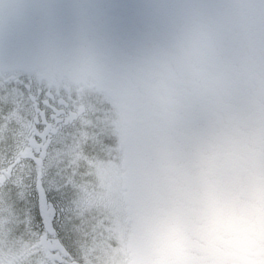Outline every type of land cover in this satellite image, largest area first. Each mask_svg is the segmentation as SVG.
Instances as JSON below:
<instances>
[{
    "label": "rangeland",
    "instance_id": "1",
    "mask_svg": "<svg viewBox=\"0 0 264 264\" xmlns=\"http://www.w3.org/2000/svg\"><path fill=\"white\" fill-rule=\"evenodd\" d=\"M225 2L0 0V160L20 151L23 119L33 105L28 99L47 100L39 95L44 87V94L55 90L78 111L79 120L54 139L43 188L62 215L64 238L89 264H174L169 249L200 235L195 230L164 242L173 239L167 228H181L186 219L183 203L170 196L193 199L201 212L199 186L210 185L203 169L188 170L201 162L214 184L232 185L240 197L224 226L264 232L258 210L264 206V97L229 82L235 46L220 16ZM194 14L215 42L220 109L209 106V90L193 83L179 54ZM209 108L214 116L204 123ZM171 177L181 186L167 184ZM146 198L156 199L157 213ZM4 199L1 219L16 220L24 207L31 222L38 216L33 186H13ZM168 201V208L161 205ZM246 209L252 217L243 216ZM180 210L184 217L176 214L177 221L159 216Z\"/></svg>",
    "mask_w": 264,
    "mask_h": 264
},
{
    "label": "flooded vegetation",
    "instance_id": "2",
    "mask_svg": "<svg viewBox=\"0 0 264 264\" xmlns=\"http://www.w3.org/2000/svg\"><path fill=\"white\" fill-rule=\"evenodd\" d=\"M37 82L43 83L45 79ZM45 89L39 95L47 100L28 99L33 105L26 115L28 118L23 119V145L17 158L0 160V213L5 206L4 193L13 186L25 189L33 186L38 201L34 222L26 207L20 208V216L14 215L16 220L11 219L12 222L0 217V264H89L64 238L68 236L63 233L62 215L43 188L47 175L44 167L54 139L80 117L71 105L58 100L60 93L53 90L44 94ZM42 195L46 197L45 212L41 208Z\"/></svg>",
    "mask_w": 264,
    "mask_h": 264
},
{
    "label": "clouds",
    "instance_id": "3",
    "mask_svg": "<svg viewBox=\"0 0 264 264\" xmlns=\"http://www.w3.org/2000/svg\"><path fill=\"white\" fill-rule=\"evenodd\" d=\"M220 16L235 46L227 69L229 82L253 98L264 97V0H226ZM179 54L194 84L211 90L222 83L215 67V42L195 14L184 32ZM253 239L250 245L241 235L227 247L211 236L188 239L174 244L167 258L174 264H264V232L259 226Z\"/></svg>",
    "mask_w": 264,
    "mask_h": 264
},
{
    "label": "trees",
    "instance_id": "4",
    "mask_svg": "<svg viewBox=\"0 0 264 264\" xmlns=\"http://www.w3.org/2000/svg\"><path fill=\"white\" fill-rule=\"evenodd\" d=\"M218 91L216 90V87L207 91L209 94H211V104H213V105H211L208 102L207 103L209 104V106H211L213 108L216 107V105L218 103V101L215 99ZM220 91H221V89H220ZM197 94L202 95L201 93H197ZM217 107H218V109H220L218 105H217ZM213 108H211V109L209 108L210 110H212V112H210V114H211L210 116L208 115V112H205L204 119L202 120L204 123H206L208 120H210L209 119L210 117L214 116L213 113H214L215 108L214 109ZM209 109H208V111H209ZM177 120H179V119H177ZM157 134L160 135V133L158 131H157ZM203 137H204L203 135H200V137H198V138L196 137V139L199 142H202L201 143L202 145H200L201 147L205 146L203 144L204 143ZM159 139L161 141L159 142L160 144L158 146H160L159 148H162V150H163L166 148V146L163 145V143H165V142L162 141L163 138H159ZM179 139H182V136H181V138L178 136L175 139H173L172 143L174 144V147L177 146V144H178L177 142ZM188 168H189L188 170L203 169V171L200 173V175L207 179V182L210 185V188L207 187L205 185V183L203 185L201 184L199 186L200 187L199 188V194L201 192H204V200H202L200 207H199L201 212L194 211V207H197L198 205H196L194 202H192L193 199H189L191 202L190 201L187 202L186 200H183L182 197H180L181 198L180 199L178 197H174V195L170 196V199H178L181 203H183L184 207H182V210H183L184 215H186V219L182 218V217H184V215L181 212V210L175 211V212H170V214L163 213V214L159 215V216H165L169 220L177 221V219H178L177 215L180 214L179 218H182V222L184 225L181 228L175 227L174 229L171 226L168 227L167 228L169 230L168 233H172L173 239L165 238L164 242L170 243V242H172V240L175 241V239L179 238L181 235L185 234L187 236L189 233H191L192 231H195V230H197L199 232L200 237L211 236L215 240L221 242L225 247L230 246L233 243V240L235 238H239L241 235L244 237V239L246 241H248L247 236L251 237V239L254 238L255 235L252 234L253 232H248L246 229H244V231L240 232V231L233 230L234 229L233 224H231L230 226L227 225V227L224 226L225 222L228 221V219L226 217H228V215L234 213V211H235V202H233V199L238 200L240 203V197H238V198L234 197L235 193L233 191V186L228 185L226 183H223V181L218 183V184L217 183L214 184V182H212L211 179H213L215 176L211 175L210 173L208 174V171H205L206 170L205 163L201 162L200 164L195 165V166L194 165L188 166ZM164 170H166V169H164ZM196 171H194V172H196ZM139 180H142V179H139ZM170 180L167 184L173 185V186L174 185L175 186H181V185H179L180 183H178V181L172 180V177L170 178ZM182 180H184V179H182ZM137 183H138V181H137ZM159 183H160V181H159ZM211 184L213 185V187L211 186ZM184 186H186V185H184ZM160 187H161V184H160ZM173 190L175 192L174 194L178 193V191H176L175 189H173ZM207 192H212V193L216 192L215 199H213L211 197H207ZM244 196L245 197L246 196L252 197L254 195L251 196L250 193H245L243 195V197ZM248 197H246V198H248ZM255 198H257V197L254 196V198H249L250 202H257V203H258V201L260 202L259 199L256 200ZM146 200L147 201L149 200V204L151 205L152 208L154 207V204H156L155 203L156 199H155V201H153L154 199H152V198H150V199L146 198ZM167 204H169L171 206V201L163 202L161 205L166 206ZM157 205H158L157 206V208H158L159 204H157ZM241 206H244V205L240 204V207ZM166 208H168V207L166 206ZM152 210H156V209L153 208ZM258 210L260 212L259 215L264 216V206H261L259 204ZM155 212L157 213V210ZM155 212H151V213H155ZM246 212H247V214H244L243 215L244 217H252L251 214H248L249 211L247 209H246ZM255 216H258V215H255ZM256 220H257V218H256ZM262 220H264V217L262 218ZM148 224H150V223H148ZM244 226L247 227L248 224L244 223ZM148 235L153 236L152 231H150V229H148ZM142 236L145 237V235H143L141 233L140 239L142 238ZM167 236L170 237V235H167ZM140 239H139V243H140ZM153 240H154V244L158 241L156 236H155V238H153ZM250 242H251L250 244L253 243L252 240ZM160 252L161 251H159V255L162 256V254ZM149 255L150 256L152 255L151 250H150ZM164 262H163V264H166V263L169 264V262H166V261H164Z\"/></svg>",
    "mask_w": 264,
    "mask_h": 264
},
{
    "label": "water",
    "instance_id": "5",
    "mask_svg": "<svg viewBox=\"0 0 264 264\" xmlns=\"http://www.w3.org/2000/svg\"><path fill=\"white\" fill-rule=\"evenodd\" d=\"M41 208H42V211L45 212V210H46V197H45V195H42V198H41Z\"/></svg>",
    "mask_w": 264,
    "mask_h": 264
}]
</instances>
